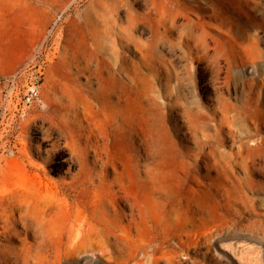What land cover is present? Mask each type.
Listing matches in <instances>:
<instances>
[{
	"label": "rangeland",
	"instance_id": "374dc122",
	"mask_svg": "<svg viewBox=\"0 0 264 264\" xmlns=\"http://www.w3.org/2000/svg\"><path fill=\"white\" fill-rule=\"evenodd\" d=\"M38 71L41 102L21 112ZM129 112L132 150L113 141ZM153 177L157 224L140 211ZM99 199L123 230L86 251ZM263 210L264 0H0V225L27 231L10 264H264Z\"/></svg>",
	"mask_w": 264,
	"mask_h": 264
},
{
	"label": "bare ground",
	"instance_id": "6f19581e",
	"mask_svg": "<svg viewBox=\"0 0 264 264\" xmlns=\"http://www.w3.org/2000/svg\"><path fill=\"white\" fill-rule=\"evenodd\" d=\"M129 19L128 20H130V17H128ZM247 26H248V28H245V29H243L244 30V38H245V40H246V45L248 46V47H250L251 46V43L253 44V35L250 33V31H251V27H249V25H251V24H253V22L255 21V18L253 17V16H251V15H249L248 17H247ZM257 29V28H256ZM260 29V28H259ZM262 29V28H261ZM254 30V29H253ZM256 31V30H255ZM217 32L224 38H226V37H228L232 42H233V44H232V48L234 47V48H236L235 46H233L234 44H235V41L234 40H232V39H234V37L232 38V33H230V31L228 30H224V29H221V28H217ZM239 32H241V31H238V33ZM237 33V34H238ZM257 33V32H256ZM130 35V34H129ZM234 35V34H233ZM132 36V35H131ZM235 36H237L238 37V35H235ZM242 36V35H241ZM133 37V36H132ZM232 38V39H231ZM220 39V38H219ZM236 39V38H235ZM243 39V38H242ZM223 40V39H222ZM236 40H238V39H236ZM109 41V39H108V37H105V36H102V35H98V36H95V38H94V42H95V44H96V46L98 47V48H102L103 47V45L106 43L107 44V42ZM221 41V40H220ZM223 42V41H222ZM251 42V43H250ZM109 43H111V44H113V41H110ZM134 43V42H133ZM238 43H239V41H238ZM237 44V43H236ZM256 44V43H255ZM138 45V44H137ZM143 45H145V44H143ZM242 45V44H241ZM244 45H245V43H244ZM245 45V46H246ZM254 46V44L252 45V47ZM258 46V45H257ZM256 47V46H255ZM152 48V47H151ZM243 48H244V46H243ZM139 49V48H138ZM239 49V48H238ZM257 49V48H256ZM255 49V50H256ZM259 49V48H258ZM144 50V49H143ZM151 50V49H150ZM247 50V49H246ZM250 50V49H249ZM146 51V50H145ZM151 53V52H150ZM249 53V52H248ZM253 53H256V52H254L253 51ZM252 53V54H253ZM256 55H257V53H256ZM147 56V55H146ZM149 56H150V54H149ZM255 56V55H254ZM151 57H152V60H153V56L151 55ZM235 57V56H234ZM248 57V56H247ZM246 57V58H247ZM253 57V56H252ZM147 58V57H146ZM148 59V58H147ZM153 61H155V60H153ZM161 61V60H160ZM160 63V62H159ZM148 64H149V62H148ZM147 64V65H148ZM151 64L152 63H150V66L149 67H152L151 66ZM163 64V63H162ZM158 65V64H157ZM154 67V66H153ZM138 68V67H137ZM147 68H148V66H147ZM157 68V67H156ZM151 69V68H150ZM146 71H148V70H146ZM126 73H127V71H125ZM149 72V71H148ZM128 74V73H127ZM148 74V73H147ZM97 77V76H96ZM138 79V78H137ZM75 80V79H74ZM99 80V79H98ZM124 80V79H123ZM125 81V80H124ZM77 83V82H76ZM128 83V82H127ZM80 85H82V84H80ZM115 85H116V82H115ZM81 87V86H80ZM83 87H85V86H83ZM87 88V87H86ZM117 88V87H116ZM127 88V87H126ZM250 88V87H249ZM258 88H260V86L258 87ZM118 90V89H117ZM250 90H251V88H250ZM93 91V90H92ZM259 91H260V89H259ZM80 92V91H79ZM115 92H116V90H115ZM249 95V94H248ZM79 96V95H78ZM116 96V95H115ZM80 97L81 98H83L81 95H80ZM88 97V96H87ZM249 97V96H248ZM247 97V98H248ZM72 98V97H71ZM109 98V97H108ZM260 98V97H259ZM77 99V98H76ZM87 99V98H86ZM112 99V98H111ZM81 100V99H80ZM85 100V99H84ZM91 101H92V99H91ZM245 101V100H244ZM259 101V100H258ZM71 102V101H70ZM87 103H88V100L86 101ZM250 102H251V100H250ZM86 103V104H87ZM116 103L117 104H119V101H116ZM116 103H113V104H116ZM247 103V102H246ZM250 104V103H249ZM252 104V103H251ZM91 105V104H90ZM197 105V104H196ZM254 105H256L255 103H254ZM121 107H122V105H121ZM195 107V106H194ZM200 107V106H199ZM203 107V106H202ZM69 108H70V106H69ZM74 108V107H73ZM191 108V107H190ZM195 108H197V107H195ZM244 108V107H243ZM249 108V107H248ZM129 105H126V106H124L123 105V110H124V112H128L129 111ZM187 109V108H186ZM185 109V110H186ZM205 109V108H204ZM244 109H246V108H244ZM73 110V109H72ZM203 110V109H202ZM196 111H199V110H197L196 109ZM203 112V111H202ZM201 112V113H202ZM130 113V112H129ZM131 115H127L126 114V116L124 117V120L122 121V123H118V125H117V127H115L116 129H115V131H114V133H113V141H114V143H115V145L117 144V145H121V148L124 146V144H126L125 146H126V148L128 149V150H132V149H134V148H136V145H135V137H136V128H137V126H135V124H136V120L133 118V114L134 113H130ZM204 115V117H206L205 116V114H203ZM202 115V116H203ZM199 116V115H198ZM114 117V116H113ZM203 118V117H202ZM116 120V119H115ZM206 120V119H205ZM209 120V119H208ZM213 120V119H212ZM118 122V121H117ZM227 122V121H226ZM73 125V124H72ZM72 127V126H71ZM195 127V126H194ZM151 127L150 128H147L146 129V132L147 133H149L150 135H151ZM131 130H133V131H131ZM203 131V130H202ZM229 131V130H228ZM196 134V133H195ZM231 134H233V133H231ZM229 136H230V138H231V135L229 134ZM158 138H163V137H166V132L165 131H163V133L162 134H160V135H158L157 136ZM212 137H213V135H212ZM103 138V137H102ZM229 138V139H230ZM209 139V138H208ZM228 139V140H229ZM227 140V139H226ZM212 141V140H211ZM214 142V141H213ZM212 143V142H211ZM219 144V143H218ZM223 145V144H222ZM225 145V144H224ZM125 146H124V148H125ZM219 146V145H218ZM221 146V145H220ZM142 147V146H141ZM223 147V146H222ZM213 149V148H212ZM204 150V149H203ZM206 150H208V149H206ZM205 150V151H206ZM181 151V150H180ZM213 151V150H212ZM215 151V150H214ZM217 151H218V149H217ZM217 151H215V153H217ZM223 151V150H222ZM227 151V149L224 151L225 152V155H226V152ZM210 152V151H209ZM229 153H230V155H231V152H230V150L228 151ZM198 153V152H197ZM213 153V152H212ZM229 153H228V155H229ZM224 154V153H223ZM219 155V154H218ZM221 155V154H220ZM219 155V156H220ZM227 155V156H228ZM212 156H213V154H212ZM218 156V157H219ZM218 157H214V158H218ZM221 157V156H220ZM220 157L218 158V159H220ZM224 157V156H223ZM229 158H231V157H229ZM233 158V157H232ZM184 159V158H183ZM221 159H222V157H221ZM220 159V160H221ZM217 160V159H216ZM223 160V159H222ZM128 161V160H127ZM126 161V164L125 165H128V162ZM133 161V160H132ZM218 162H220L219 160H217ZM230 161H231V159H230ZM234 160H232V162H233ZM216 162V161H215ZM222 162V161H221ZM224 162H225V160H224ZM229 162V161H228ZM135 163V162H134ZM205 163V162H204ZM223 163V162H222ZM187 164V163H186ZM185 164V165H186ZM216 164H217V162H216ZM226 164V163H225ZM111 165V164H110ZM230 165V164H229ZM201 166H203V165H201ZM218 166H219V164H218ZM111 167H112V165H111ZM230 167V166H229ZM238 167V166H237ZM239 167H240V165H239ZM242 167H243V164H242ZM224 168H225V166H224ZM241 168V167H240ZM244 168V167H243ZM223 169V168H222ZM225 169H227V168H225ZM223 170L222 172H224V171H226V170ZM232 169H229L228 171L230 172ZM136 171V170H135ZM137 172V171H136ZM230 173H232V172H230ZM236 173V172H235ZM246 173V172H245ZM232 174H234V172L232 173ZM152 176H153V174H151ZM195 175V174H194ZM227 175V174H226ZM197 177H198V174H197ZM227 177V176H226ZM229 177V176H228ZM140 179V178H139ZM210 179V178H209ZM227 179V178H226ZM213 180H215V179H213ZM212 180V181H213ZM218 181V180H217ZM228 181H230V180H228ZM149 183L148 184H143L142 185V187H141V189H140V192H139V195H140V197H141V200L143 201V204L140 206V211L142 212V213H144L145 215H147V217H149V219L154 223V224H157V223H159V220H160V218H161V216L162 215H164L163 213H164V210H165V207L163 206V203H161V201H159V200H157L155 197H154V195H165V191H163L162 190V183H161V181H158V180H156L155 179V177H153V179H151V180H149L148 181ZM207 182V181H206ZM231 182V181H230ZM238 183V182H237ZM241 183V182H240ZM192 184V183H191ZM205 184V183H204ZM203 184V185H204ZM219 184H221V182L219 183ZM219 184H217V186L219 185ZM209 185V184H208ZM216 185V184H215ZM200 186V185H199ZM207 186V185H206ZM231 186H233V184H231ZM236 186V185H235ZM235 186H233V188L235 187ZM211 187H213V186H211ZM221 188H223L222 186H220ZM193 188V187H192ZM239 188V187H238ZM237 188V189H238ZM244 188V187H243ZM242 188V189H243ZM195 189V188H194ZM194 189H193V191H194ZM197 189V188H196ZM195 189V190H196ZM205 189V188H204ZM212 189V188H211ZM203 190V189H202ZM208 190V189H207ZM215 190V189H214ZM225 190V189H224ZM223 190V191H224ZM234 190V189H233ZM244 190V189H243ZM101 192H102V190H100ZM200 191H201V189H200ZM247 191V190H246ZM245 191V192H246ZM197 192H198V190H197ZM208 192V191H207ZM214 192V191H213ZM238 192V191H237ZM236 191H235V193L234 194H236L237 193ZM98 193H100V192H98ZM215 193V192H214ZM213 193V194H214ZM217 193V192H216ZM215 193V194H216ZM224 193V192H223ZM101 194V193H100ZM109 194V193H108ZM198 194H200V193H198ZM204 194H205V191H204ZM203 194V195H204ZM206 195V194H205ZM208 195V194H207ZM217 195V194H216ZM236 195H238V194H236ZM196 196V195H195ZM198 196H202V195H198ZM100 197V196H99ZM123 197V196H122ZM179 197V196H178ZM219 197V196H218ZM232 198V197H231ZM241 198V197H240ZM249 198V197H248ZM180 199V198H179ZM250 199V198H249ZM244 200H245V198H244ZM247 200V199H246ZM110 201V200H109ZM128 201V200H127ZM211 201V200H210ZM241 201H242V199H241ZM249 201V200H248ZM247 201V202H248ZM85 201H83V203H84ZM111 202V201H110ZM129 203H130V201H128ZM246 202V203H247ZM251 202V201H250ZM249 202V203H250ZM107 202L105 201V200H103V199H99V200H97V201H94V203L92 204V218H86L85 220H84V222H83V230H82V233H83V235H82V237H81V242H82V244L81 245H79V246H83V249L84 250H86V251H88V250H90V249H92L93 248V243L95 242V243H97L99 246H101L103 243H104V237H106V232H109V231H111V229L113 230V228H116V229H119V230H123L122 229V226L121 225H119L115 220H113L112 218H110L108 215H107V213H106V211H105V207H106V205L108 204H106ZM223 203V202H222ZM242 203H243V201H242ZM253 203V202H252ZM113 204V203H112ZM248 204V203H247ZM254 204V203H253ZM252 204V205H253ZM84 205V204H83ZM244 205V204H243ZM234 206V205H233ZM232 206V207H233ZM244 206H246V205H244ZM12 207V206H11ZM85 207V206H84ZM177 207V206H176ZM213 207V206H212ZM218 207H219V205H218ZM239 207V206H238ZM223 208H224V206H223ZM225 208H226V206H225ZM235 208V207H234ZM219 210V209H218ZM217 210V211H218ZM234 210H236V209H234ZM80 211V210H79ZM168 211V210H167ZM185 211V210H184ZM220 211V210H219ZM229 211H232L231 209H229ZM264 211V210H263ZM82 212V211H81ZM223 212V211H222ZM233 212V211H232ZM261 212V211H260ZM226 213V212H225ZM241 213V212H240ZM240 213H238V215L240 214ZM5 214V213H4ZM15 214V213H14ZM220 214H221V212H220ZM230 214V213H229ZM233 214H234V212H233ZM12 215V214H11ZM83 215V214H82ZM222 215V214H221ZM224 215V214H223ZM5 216V215H4ZM3 216V217H4ZM77 216V215H76ZM13 217V216H12ZM25 217V216H24ZM86 217V216H85ZM232 217V216H231ZM234 217V216H233ZM83 218V217H82ZM145 218V217H144ZM21 220H22V217L20 216L18 219H6V220H4L3 221V225H0V227L2 228V230H1V228H0V234L1 235H3L4 237H6V240H5V243H0V249H1V257H0V264L2 263V262H4V264H10V263H14L13 261H12V258L10 257L11 256V252H10V249L11 248H13L12 246H10V242H9V240L10 239H12V238H22L23 237V235L24 234H26V229H24L23 231H20V230H18L17 228H16V225L19 223V222H21ZM33 220V219H32ZM237 220H239V219H237ZM233 221V220H232ZM259 221V220H258ZM74 222V221H73ZM235 222V221H234ZM264 222V221H263ZM81 223V222H80ZM73 226V225H72ZM262 226H264V224L262 225ZM132 227V226H131ZM75 228L77 229V227L75 226ZM264 229V228H263ZM67 230H69V229H67ZM71 230H72V228H71ZM169 230V229H168ZM114 231V230H113ZM74 232V231H73ZM253 232V231H252ZM70 233H71V231H70ZM77 233V232H76ZM135 234V233H134ZM40 235V234H39ZM67 235V234H66ZM78 235H80V233L78 234ZM87 235V236H86ZM164 236V235H163ZM167 236V235H166ZM75 237H76V235H75ZM152 237V236H151ZM165 237V236H164ZM71 238H72V236H71ZM77 238H78V236H77ZM254 238V237H253ZM75 239V238H74ZM157 239V238H156ZM68 240H69V238H68ZM163 240H164V238H163ZM75 240H73V241H71L72 243L74 242ZM79 241V240H78ZM174 241V240H173ZM67 242V241H66ZM65 243V242H64ZM75 243V242H74ZM164 243V242H163ZM179 243V242H178ZM25 244H27V243H23V245H25ZM79 244V243H78ZM161 244V243H160ZM165 244V243H164ZM181 244V243H180ZM75 246V245H74ZM196 246V245H195ZM64 247V246H63ZM249 247V246H248ZM67 248V247H66ZM72 248H74V247H72ZM71 248V249H72ZM80 248H82V247H80ZM76 249V248H75ZM77 249H79V248H77ZM80 250V249H79ZM70 251V250H69ZM73 252V251H72ZM15 253V252H14ZM63 254H64V252H63ZM68 257V256H67ZM141 264H142V262H141Z\"/></svg>",
	"mask_w": 264,
	"mask_h": 264
},
{
	"label": "built area",
	"instance_id": "2783aa9c",
	"mask_svg": "<svg viewBox=\"0 0 264 264\" xmlns=\"http://www.w3.org/2000/svg\"><path fill=\"white\" fill-rule=\"evenodd\" d=\"M11 85L14 86L15 79L11 80ZM41 72H36L27 78L23 85L20 87V92H23V100H21L20 111L24 112L29 108L38 105L40 100V91H41Z\"/></svg>",
	"mask_w": 264,
	"mask_h": 264
}]
</instances>
